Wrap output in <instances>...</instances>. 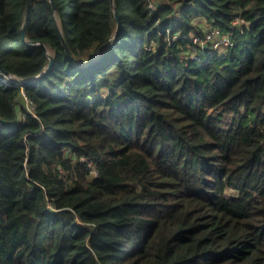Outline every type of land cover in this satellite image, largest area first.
<instances>
[{
  "label": "trees",
  "instance_id": "16d2710c",
  "mask_svg": "<svg viewBox=\"0 0 264 264\" xmlns=\"http://www.w3.org/2000/svg\"><path fill=\"white\" fill-rule=\"evenodd\" d=\"M0 264H264V0H0Z\"/></svg>",
  "mask_w": 264,
  "mask_h": 264
},
{
  "label": "built area",
  "instance_id": "2783aa9c",
  "mask_svg": "<svg viewBox=\"0 0 264 264\" xmlns=\"http://www.w3.org/2000/svg\"><path fill=\"white\" fill-rule=\"evenodd\" d=\"M193 38L195 43H202L205 44L206 46L211 43L215 48L218 49H223L233 44L229 36L223 35L220 33L218 29H213V28L210 29L209 31H206L204 38L195 35ZM6 77L9 80L14 81L16 83L20 81H24L22 79L16 78L15 76H11V75Z\"/></svg>",
  "mask_w": 264,
  "mask_h": 264
},
{
  "label": "water",
  "instance_id": "95a60500",
  "mask_svg": "<svg viewBox=\"0 0 264 264\" xmlns=\"http://www.w3.org/2000/svg\"><path fill=\"white\" fill-rule=\"evenodd\" d=\"M117 16H118V14H117ZM24 34H26V30L24 29ZM53 63H54V58L53 57H51V61H50V63H49V66H48V68L50 69L52 66H53ZM7 76H9L7 73H5ZM44 73H42V74H40L39 76H42ZM25 81V80H24Z\"/></svg>",
  "mask_w": 264,
  "mask_h": 264
},
{
  "label": "rangeland",
  "instance_id": "374dc122",
  "mask_svg": "<svg viewBox=\"0 0 264 264\" xmlns=\"http://www.w3.org/2000/svg\"><path fill=\"white\" fill-rule=\"evenodd\" d=\"M211 28H209L207 31H209ZM229 195H231V196H234L235 194L232 192L231 193V191L229 190V193H228Z\"/></svg>",
  "mask_w": 264,
  "mask_h": 264
}]
</instances>
